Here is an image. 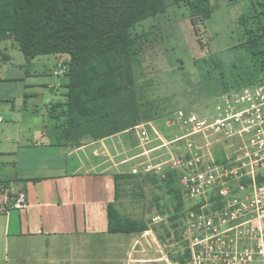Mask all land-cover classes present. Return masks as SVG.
I'll list each match as a JSON object with an SVG mask.
<instances>
[{
  "label": "rangeland",
  "instance_id": "1",
  "mask_svg": "<svg viewBox=\"0 0 264 264\" xmlns=\"http://www.w3.org/2000/svg\"><path fill=\"white\" fill-rule=\"evenodd\" d=\"M258 1L261 0H254ZM210 5L212 16L205 24L199 25V36L189 9L173 0L165 13L145 20L135 30L138 40L133 74L140 122L149 140L140 139L135 129L122 132L116 152V159L122 160L120 174H131L133 166L147 157L161 162L170 157L169 153L174 152V148L170 149L171 146H164V143L167 135L181 134L175 122V113L179 109L212 108L216 97L226 88L254 82L264 73L261 58L258 55L252 58L251 50L244 47L249 34L242 22L252 13L251 0H210ZM254 28L256 24H247V29ZM1 48L3 51L0 52L12 55L15 63L24 57L19 49L11 46L10 41L0 42ZM55 62L54 55L41 56L27 67V71L33 74L29 80L37 85L44 84L37 86L43 95L30 98L39 104L42 111L46 110L45 98L51 94L49 85L59 81L52 73ZM62 78L66 80L65 76ZM146 150L145 156L135 158ZM164 167L167 168L166 164ZM163 178L151 174L147 182L126 178L119 183L115 209L121 216L146 225L148 230L96 237L75 236L58 243L101 247L102 257L107 249L115 248L117 257L127 264H168L162 258L180 251L183 243L181 232L173 228L169 219L166 205L171 196L164 187ZM157 213L163 220L154 223L152 217ZM97 255L90 253L88 256Z\"/></svg>",
  "mask_w": 264,
  "mask_h": 264
},
{
  "label": "trees",
  "instance_id": "2",
  "mask_svg": "<svg viewBox=\"0 0 264 264\" xmlns=\"http://www.w3.org/2000/svg\"><path fill=\"white\" fill-rule=\"evenodd\" d=\"M173 2L189 9L199 36V25L212 16L210 0ZM251 2L252 13L242 22L249 34L244 47L251 50L252 58L258 55L263 66L264 0ZM170 5L168 0H0V42L10 41L28 63L41 56L61 59L65 55L59 62L66 67L65 100L49 109L59 146L80 145L85 137L105 138L133 130L141 123L133 74L138 40L134 32L145 20L165 13ZM249 22L256 28L247 29ZM263 77L264 73L259 79ZM149 176L116 174V198L121 179L147 182ZM163 184L171 196L166 205L173 209L169 219L181 232L186 201L178 172L166 171ZM146 230V225L121 216L114 204L109 206L110 232Z\"/></svg>",
  "mask_w": 264,
  "mask_h": 264
},
{
  "label": "crops",
  "instance_id": "3",
  "mask_svg": "<svg viewBox=\"0 0 264 264\" xmlns=\"http://www.w3.org/2000/svg\"><path fill=\"white\" fill-rule=\"evenodd\" d=\"M0 54V264H127L115 248L102 257L101 247L58 243L117 234L109 231V206L116 200L122 133L59 146L49 109L65 100L66 80L55 74L61 59L42 111L30 101L43 95L37 86L44 85L29 80L31 63ZM18 193L25 194L23 208L14 205Z\"/></svg>",
  "mask_w": 264,
  "mask_h": 264
},
{
  "label": "built area",
  "instance_id": "4",
  "mask_svg": "<svg viewBox=\"0 0 264 264\" xmlns=\"http://www.w3.org/2000/svg\"><path fill=\"white\" fill-rule=\"evenodd\" d=\"M65 73L59 63L55 74ZM175 122L181 134L167 135L164 143L174 148L170 157L165 162L147 157L132 168L138 176L178 172L186 201L183 245L162 259L168 264H264V77L224 90L212 108L179 109ZM134 129L149 140L142 123ZM14 205L25 207L24 193L17 194ZM152 220L159 223L163 217L157 213Z\"/></svg>",
  "mask_w": 264,
  "mask_h": 264
}]
</instances>
